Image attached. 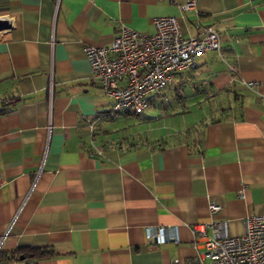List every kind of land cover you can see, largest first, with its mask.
I'll return each mask as SVG.
<instances>
[{"label": "crops", "instance_id": "crops-1", "mask_svg": "<svg viewBox=\"0 0 264 264\" xmlns=\"http://www.w3.org/2000/svg\"><path fill=\"white\" fill-rule=\"evenodd\" d=\"M185 1L0 0V264H184L201 250L193 224L235 236L264 215V0ZM170 16L185 38L210 26L220 40L163 95L190 118L159 117L157 94L145 114L107 118L83 47ZM149 226L177 241L147 243Z\"/></svg>", "mask_w": 264, "mask_h": 264}, {"label": "built area", "instance_id": "built-area-1", "mask_svg": "<svg viewBox=\"0 0 264 264\" xmlns=\"http://www.w3.org/2000/svg\"><path fill=\"white\" fill-rule=\"evenodd\" d=\"M194 4L195 0H187L180 8L188 10ZM153 25L152 34L121 27L106 45L83 47L92 82L111 100L107 118L123 112L145 114L150 108V97L165 89L175 72L194 67L196 58L206 51L220 50L219 36L213 27H204L197 36L185 38L176 17L155 18ZM11 26L10 18H0V40ZM256 85L257 82L248 83L251 88ZM95 120L98 118L89 123L90 129ZM4 184L0 176V187ZM219 210L213 203L208 206L211 214ZM243 225L240 235L228 236L224 221L193 224L194 245L201 250L184 264H264V215L247 216ZM145 240L162 244L177 241V236H168L165 227L149 226ZM171 264L180 262L174 259Z\"/></svg>", "mask_w": 264, "mask_h": 264}, {"label": "rangeland", "instance_id": "rangeland-1", "mask_svg": "<svg viewBox=\"0 0 264 264\" xmlns=\"http://www.w3.org/2000/svg\"><path fill=\"white\" fill-rule=\"evenodd\" d=\"M171 89H173V87L169 84L163 91H161L160 93H158L157 95H156V97L158 96L159 97V95H164L165 94V92H168V91H170ZM171 94V93H170ZM170 94L168 95H166V96H163V98H161L162 99V102H163V105L161 106H159V104H158V108L160 107V109L161 108H163V109H161L160 111H159V113H160V115H159V117H163L166 113H167V120L170 122H173V121H178V122H180V123H182V124H184L185 122H186V120H188L189 118H190V114H189V112H192L193 111V108H191L188 104H185V105H178V104H173L172 102H173V98L170 96ZM172 101V102H171ZM171 108H177V109H182V108H184L185 110L186 109H188V111L187 112H185V113H182V114H180V115H170L169 113H170V111H171ZM162 114H164V115H162ZM138 116V115H137ZM136 119H137V117L136 116H130L128 119H127V121L129 122V124L131 123V122H134V121H136ZM149 127H151V126H149ZM142 128L143 127H141V131H142Z\"/></svg>", "mask_w": 264, "mask_h": 264}, {"label": "trees", "instance_id": "trees-1", "mask_svg": "<svg viewBox=\"0 0 264 264\" xmlns=\"http://www.w3.org/2000/svg\"><path fill=\"white\" fill-rule=\"evenodd\" d=\"M19 252H30L36 258H43V257H47V256L50 255V251L45 250V249H28L26 251L22 250V249H18L15 252L11 253V255L14 254V253H19ZM2 256L6 257V255H4V254L1 255V257Z\"/></svg>", "mask_w": 264, "mask_h": 264}]
</instances>
